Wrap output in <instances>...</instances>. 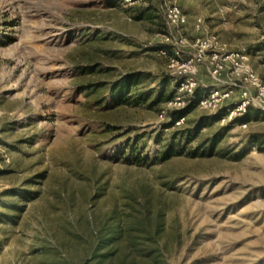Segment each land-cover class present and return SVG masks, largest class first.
<instances>
[{"label":"rangeland","instance_id":"obj_1","mask_svg":"<svg viewBox=\"0 0 264 264\" xmlns=\"http://www.w3.org/2000/svg\"><path fill=\"white\" fill-rule=\"evenodd\" d=\"M202 1L264 80V0ZM171 5L0 0V264H264V113L229 125L194 107L167 126L160 49L193 40Z\"/></svg>","mask_w":264,"mask_h":264},{"label":"built area","instance_id":"obj_2","mask_svg":"<svg viewBox=\"0 0 264 264\" xmlns=\"http://www.w3.org/2000/svg\"><path fill=\"white\" fill-rule=\"evenodd\" d=\"M165 11L169 27L183 30L189 26V19L180 7L171 5ZM192 30L195 35L191 44L182 41L185 48L189 46L190 53L188 49L186 53L183 46L182 49H171L166 45L160 49L168 68L176 75V90L166 108L182 111L193 105L198 110L222 113V122L228 123L250 110L264 113V80L253 68L250 55L244 50H232L217 34L209 31L202 17L194 19ZM202 68L211 79L210 85L205 87L200 85L199 79ZM235 98L237 100L231 104ZM166 111L161 112L162 119ZM185 121V115L177 119L175 128H182ZM241 127L246 129L248 124Z\"/></svg>","mask_w":264,"mask_h":264},{"label":"trees","instance_id":"obj_3","mask_svg":"<svg viewBox=\"0 0 264 264\" xmlns=\"http://www.w3.org/2000/svg\"><path fill=\"white\" fill-rule=\"evenodd\" d=\"M133 1H138V0H133ZM139 17H137V19H143V18H145L143 15H140ZM147 19L153 20V19H155V16H153V14H149L147 16ZM159 32L165 34V31H162V32L159 31ZM89 86H92V85H89ZM133 86H134V83H132L129 80H126L125 79L118 86L112 87V89H113L112 92L114 93L112 95L113 103L115 105L128 104L130 101H129V99H127V97L130 94L131 89H132ZM89 89L91 90L92 87H89ZM172 95L174 96L173 93H172ZM173 96H171L167 100L166 104L173 98ZM132 104H137V101L134 102V103H132ZM191 108H194V106L193 105H190L189 107L185 108L182 111H176V110L170 111L169 112L170 123L167 126L168 127L175 128V122H176V120L179 119L180 117L184 116L185 113H187L186 111H189ZM250 112L251 111H249V113H246V115H243L242 117H239V118L235 119L234 121H232L231 123H229V125L235 124V123H240V122L244 121V119L249 116ZM218 114L222 117V113H218ZM170 157H171L170 154H168L167 152H164L163 155H162V160L163 161L164 160H167Z\"/></svg>","mask_w":264,"mask_h":264},{"label":"crops","instance_id":"obj_4","mask_svg":"<svg viewBox=\"0 0 264 264\" xmlns=\"http://www.w3.org/2000/svg\"><path fill=\"white\" fill-rule=\"evenodd\" d=\"M179 1H180L181 10L184 11L183 13H185V15L189 19V27L191 28V30H192V23H193L194 19H196L198 17H202L203 19H208L207 13L204 10L206 3H204L202 0H179ZM139 16L140 15H138L137 17H139ZM143 16L145 17L143 19H147V13L143 14ZM153 16H154V14H153ZM209 18L214 19V17H209ZM165 19H166V17H165ZM206 24H207V22H206ZM192 33H193V37H194L195 34H194V32H192ZM204 72H205L204 68H202L200 76H202Z\"/></svg>","mask_w":264,"mask_h":264}]
</instances>
